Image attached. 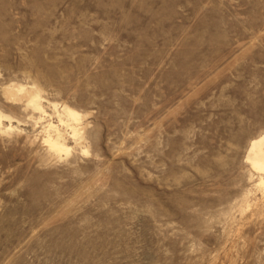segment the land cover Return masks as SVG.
I'll use <instances>...</instances> for the list:
<instances>
[{
	"label": "rangeland",
	"instance_id": "374dc122",
	"mask_svg": "<svg viewBox=\"0 0 264 264\" xmlns=\"http://www.w3.org/2000/svg\"><path fill=\"white\" fill-rule=\"evenodd\" d=\"M263 134L264 0H0V264H264Z\"/></svg>",
	"mask_w": 264,
	"mask_h": 264
},
{
	"label": "bare ground",
	"instance_id": "6f19581e",
	"mask_svg": "<svg viewBox=\"0 0 264 264\" xmlns=\"http://www.w3.org/2000/svg\"><path fill=\"white\" fill-rule=\"evenodd\" d=\"M65 113L72 120H77V115L74 112L66 110ZM51 146L58 149L54 143ZM246 158L254 171L264 174V134L250 142Z\"/></svg>",
	"mask_w": 264,
	"mask_h": 264
}]
</instances>
